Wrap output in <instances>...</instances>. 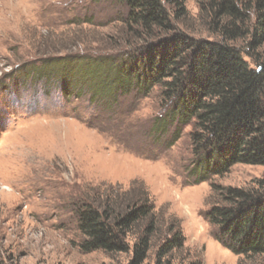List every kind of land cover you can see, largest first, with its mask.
Returning a JSON list of instances; mask_svg holds the SVG:
<instances>
[{
  "label": "rangeland",
  "instance_id": "1",
  "mask_svg": "<svg viewBox=\"0 0 264 264\" xmlns=\"http://www.w3.org/2000/svg\"><path fill=\"white\" fill-rule=\"evenodd\" d=\"M161 1L179 30L213 38L209 0H184L182 9L174 0ZM179 10L186 16L176 19ZM129 14L119 0H0V264H129L133 251L81 248L78 210L110 187L138 191L142 184L159 216L144 264H157L171 225H180L185 238L169 255L172 264H264V257L248 259L223 246L207 218L220 188L256 186L264 165L236 164L199 181L205 175L193 173L201 155L194 151L192 126L176 141V127L162 136L155 132L172 104L159 86L148 95L134 90L97 101L91 87L61 89L54 66L61 58L123 53L128 42H138ZM237 44L248 48V40ZM254 55L264 63V47ZM32 65L54 67L44 80L36 69L35 80L22 81ZM73 67L63 69L75 76L80 69ZM135 237L127 239L131 245Z\"/></svg>",
  "mask_w": 264,
  "mask_h": 264
},
{
  "label": "trees",
  "instance_id": "2",
  "mask_svg": "<svg viewBox=\"0 0 264 264\" xmlns=\"http://www.w3.org/2000/svg\"><path fill=\"white\" fill-rule=\"evenodd\" d=\"M119 1L128 6L127 24L138 42H128L123 53L61 58V64L54 65L62 75L61 89L67 93L91 87L97 101L99 95L116 100L119 92L128 95L134 90L148 95L159 86L164 100L172 104L158 118L155 132L162 136L176 127V141L184 126H192L194 151L201 155L193 173L205 175L199 181L236 164L264 165V63L254 55L264 47V0H209L210 39L179 30L161 0ZM183 1L174 3L182 9ZM179 11L176 19L186 16ZM240 40H248V48L239 46ZM72 65L80 69L75 76L63 69L72 70ZM54 66L26 67L22 81L35 80L36 69L38 80H44ZM220 189L219 202L207 213L219 228L218 241L248 259L264 257V179L251 188H227L225 193ZM106 192L92 201L89 197L78 210L81 248L109 254L133 251L129 264H144L159 231L149 191L142 184L138 191L132 186ZM132 235L133 245L127 240ZM184 243L180 225L169 226L157 264H172L169 255Z\"/></svg>",
  "mask_w": 264,
  "mask_h": 264
}]
</instances>
